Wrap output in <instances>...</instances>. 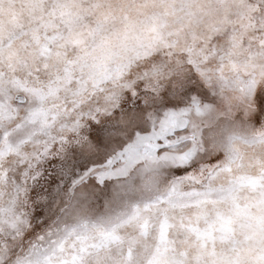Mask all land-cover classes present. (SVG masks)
Segmentation results:
<instances>
[{
    "label": "snow or ice",
    "instance_id": "6c2138e0",
    "mask_svg": "<svg viewBox=\"0 0 264 264\" xmlns=\"http://www.w3.org/2000/svg\"><path fill=\"white\" fill-rule=\"evenodd\" d=\"M162 2L0 0V264H264V0Z\"/></svg>",
    "mask_w": 264,
    "mask_h": 264
},
{
    "label": "rangeland",
    "instance_id": "374dc122",
    "mask_svg": "<svg viewBox=\"0 0 264 264\" xmlns=\"http://www.w3.org/2000/svg\"><path fill=\"white\" fill-rule=\"evenodd\" d=\"M106 5L105 9L98 10V15H102L109 7L118 17L121 14V8L124 9V14L128 17V25L121 24L118 20L113 25H110V30L112 32H125L127 31V49L129 51L137 50L140 45L149 39V33L145 28V22L153 17L161 15L163 11V2L162 0H104ZM209 0H199V4L203 5L206 8L205 16L201 23L198 25L197 30H207L209 25L216 24L219 22L220 17L223 15L221 11L215 7H208ZM198 11L201 10L199 7ZM232 11H235L233 9ZM168 23L170 26L177 25L176 17H169ZM223 27H227L224 25ZM223 27L221 32L222 34ZM240 42L243 43L244 40H251V37H248L246 34H240ZM113 43H115L113 41ZM244 48L237 47L234 49V54L238 57H243ZM214 67V66H213ZM212 71V69H209ZM235 101L231 93H225L221 99V105L224 108H227L229 105H234Z\"/></svg>",
    "mask_w": 264,
    "mask_h": 264
}]
</instances>
